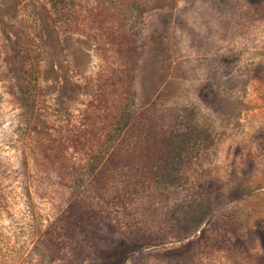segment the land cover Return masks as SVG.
I'll return each mask as SVG.
<instances>
[{
  "label": "rangeland",
  "instance_id": "1",
  "mask_svg": "<svg viewBox=\"0 0 264 264\" xmlns=\"http://www.w3.org/2000/svg\"><path fill=\"white\" fill-rule=\"evenodd\" d=\"M0 3V264H264V0H175L131 25L137 106L195 107L213 134L178 187L126 208L111 191L68 205L77 191L26 156L11 66L13 49L34 65L38 111L65 134L105 67L87 38L96 0Z\"/></svg>",
  "mask_w": 264,
  "mask_h": 264
},
{
  "label": "trees",
  "instance_id": "2",
  "mask_svg": "<svg viewBox=\"0 0 264 264\" xmlns=\"http://www.w3.org/2000/svg\"><path fill=\"white\" fill-rule=\"evenodd\" d=\"M174 1L96 0L87 38L105 67L96 77L94 101L75 124L67 121L65 134L53 129L39 113L34 65H27L22 54L13 49L12 72L28 119L26 156L55 171L67 187L77 191L72 192L68 205L85 199V205L100 208L108 204L105 198L111 191L126 208L152 188L178 187L184 166L212 139L211 129H205L195 107L162 112L140 108L132 92L136 50L130 41L131 25L145 13L170 7ZM55 2L69 4V0ZM45 237L40 232L37 242L42 243Z\"/></svg>",
  "mask_w": 264,
  "mask_h": 264
}]
</instances>
